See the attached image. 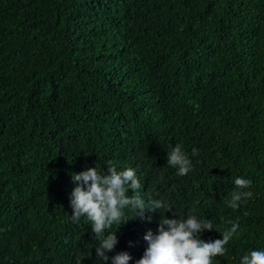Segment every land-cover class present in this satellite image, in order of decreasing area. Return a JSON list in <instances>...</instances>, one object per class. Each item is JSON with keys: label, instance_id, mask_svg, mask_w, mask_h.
<instances>
[{"label": "trees", "instance_id": "16d2710c", "mask_svg": "<svg viewBox=\"0 0 264 264\" xmlns=\"http://www.w3.org/2000/svg\"><path fill=\"white\" fill-rule=\"evenodd\" d=\"M177 144L185 176L167 164ZM109 162L173 209L114 225L103 261L70 193L73 173ZM238 176L253 196L234 210ZM175 212L239 224L212 264L264 250V0H0V264H113L125 251L136 264ZM216 228L200 238L222 239Z\"/></svg>", "mask_w": 264, "mask_h": 264}, {"label": "clouds", "instance_id": "9594fccd", "mask_svg": "<svg viewBox=\"0 0 264 264\" xmlns=\"http://www.w3.org/2000/svg\"><path fill=\"white\" fill-rule=\"evenodd\" d=\"M87 155V154H86ZM192 155H198V149L192 150ZM167 164L177 169V175L185 176L192 170V161L179 144L168 151ZM108 172L98 170V166L89 167L84 171L72 174L76 186L70 193L72 219L79 221L86 218L92 226L94 239L99 240L96 254L103 261H108V252L117 244L115 232L108 231L114 225L119 226L136 217L145 218L148 211L166 209L167 213L173 207L163 199L149 198L147 203L140 193L141 184L137 177V170L125 168L118 170L111 162L107 164ZM252 181L243 177L234 179V190L225 200L226 205L238 209L242 201L253 196L250 188ZM133 195H128V190ZM125 209H131L134 215L125 216ZM169 218L162 215V221L156 232L149 230L144 239L147 247L136 264H212L213 258L226 254L225 245L237 234L239 224L229 221L230 228L222 232L214 227L212 219L199 218L189 213L187 218L178 212ZM151 220L152 217H147ZM167 226V227H165ZM216 228L222 239L205 241L200 238L204 230ZM113 264H128L132 259L128 252H120L111 257ZM240 264H264V250H250L241 258Z\"/></svg>", "mask_w": 264, "mask_h": 264}]
</instances>
